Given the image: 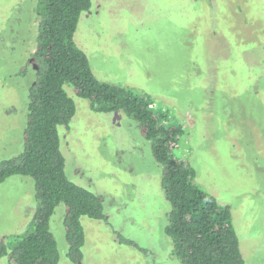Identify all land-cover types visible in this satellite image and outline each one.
Instances as JSON below:
<instances>
[{"label":"rangeland","instance_id":"374dc122","mask_svg":"<svg viewBox=\"0 0 264 264\" xmlns=\"http://www.w3.org/2000/svg\"><path fill=\"white\" fill-rule=\"evenodd\" d=\"M38 2L0 0V161L23 151ZM74 39L98 80L149 94L183 128L172 155L231 207L246 264H264V0H93ZM65 90L77 107L59 127L66 172L101 197L106 220L81 219L84 258L73 263L59 204L50 222L59 264H180L151 142L125 112H94ZM37 207L31 177L1 183L0 242L27 232Z\"/></svg>","mask_w":264,"mask_h":264},{"label":"trees","instance_id":"16d2710c","mask_svg":"<svg viewBox=\"0 0 264 264\" xmlns=\"http://www.w3.org/2000/svg\"><path fill=\"white\" fill-rule=\"evenodd\" d=\"M92 8L93 0H39L35 9L37 44L28 63L35 69V81L29 88L23 151L0 161V184L15 175L31 177L38 207L27 232L0 242V259L7 258L9 264H59L58 242L50 228L59 204L65 205L67 258L73 263L84 258L81 219L106 220L101 197L72 182L66 172L59 127H69L76 115L75 101L65 90L71 84L80 98L90 101L94 112H125L151 142L171 204L165 233L177 261L246 264L231 207L198 186L195 170L172 155L183 128L169 124L166 113L156 112L149 94L95 77L87 54L74 39L82 15ZM26 74L24 66L18 75Z\"/></svg>","mask_w":264,"mask_h":264}]
</instances>
